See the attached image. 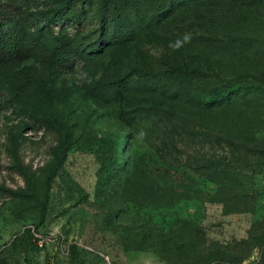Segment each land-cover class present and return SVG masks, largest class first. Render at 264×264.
Instances as JSON below:
<instances>
[{
  "label": "rangeland",
  "instance_id": "1",
  "mask_svg": "<svg viewBox=\"0 0 264 264\" xmlns=\"http://www.w3.org/2000/svg\"><path fill=\"white\" fill-rule=\"evenodd\" d=\"M147 2L132 5L142 32L118 41L102 28L103 0H77L85 19L63 24L45 18L62 0H18L30 35L45 46L67 35L84 52L51 65L30 45L25 60L0 62V264H259L264 99L203 109L190 95L264 84V0H171L159 14ZM23 67L36 77L14 105ZM76 70L91 83L69 86ZM170 118L188 135L171 133ZM205 160L219 161L218 179L204 178Z\"/></svg>",
  "mask_w": 264,
  "mask_h": 264
},
{
  "label": "trees",
  "instance_id": "2",
  "mask_svg": "<svg viewBox=\"0 0 264 264\" xmlns=\"http://www.w3.org/2000/svg\"><path fill=\"white\" fill-rule=\"evenodd\" d=\"M171 0H148L147 12L163 13L170 5ZM135 0H103L101 6L100 20L102 21V28L104 27L106 34L118 41H126L136 38L143 30L145 23L143 17H139L132 5ZM45 18L52 20L56 24H63L67 22L81 23L85 19L84 11L77 6V0H62V4L56 10H48L45 13ZM35 27V22L31 16L25 13L18 5V0H0V62H21L28 57L29 46L34 45L44 52V57L48 64L63 65L68 59L83 58V47L77 39L63 35L55 44L45 46L39 37H33L29 34V30ZM41 31V36L44 33ZM180 76L178 78V86L180 89L184 88L186 79L190 77V70L186 67L179 68ZM36 77L35 71L31 67H23L18 70L14 80L11 84L10 93L13 98L14 105L25 103V91L28 84H30ZM246 95H251L253 104L262 103L257 99H264V84L256 83L252 80L242 82L241 80L234 84H229L220 90L209 92L206 96L200 94H191L190 98L194 99L196 105L203 109H212L223 105L230 101L232 97L243 98ZM178 97H182L178 95ZM257 97V99L255 98ZM168 120V127L171 133L179 135L187 131L176 125L175 122ZM219 140H213L216 143ZM221 141V140H220ZM219 141V142H220ZM69 144L63 141L58 149V156L55 164L48 175V178L55 177L57 169L63 163L66 151ZM264 157V150H262ZM208 164L206 170H203L204 178L209 180L218 179L221 175L219 169V161L205 160ZM176 162L174 158L173 163ZM120 165H115L110 169L115 171ZM259 245L262 246L261 259L259 264H264V240L261 239ZM215 247V250L207 255L208 261L212 262L217 257L215 254L220 253ZM245 257V256H243ZM200 260L204 259L199 257Z\"/></svg>",
  "mask_w": 264,
  "mask_h": 264
},
{
  "label": "clouds",
  "instance_id": "3",
  "mask_svg": "<svg viewBox=\"0 0 264 264\" xmlns=\"http://www.w3.org/2000/svg\"><path fill=\"white\" fill-rule=\"evenodd\" d=\"M190 39L191 37L186 34L182 38H177L175 41L170 42L168 47L172 52L179 51L186 43L190 42ZM66 78L69 81V86H71L73 81H75L77 84H79L82 80H86V82L91 83V79L87 77V74L80 70L68 73ZM145 137L146 132L143 129H141L136 135L137 141L141 143H143Z\"/></svg>",
  "mask_w": 264,
  "mask_h": 264
}]
</instances>
